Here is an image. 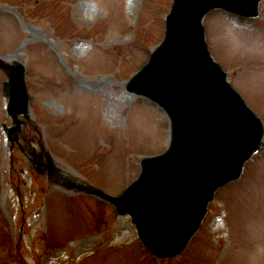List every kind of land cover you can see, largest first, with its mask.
<instances>
[{"label": "rangeland", "instance_id": "1", "mask_svg": "<svg viewBox=\"0 0 264 264\" xmlns=\"http://www.w3.org/2000/svg\"><path fill=\"white\" fill-rule=\"evenodd\" d=\"M172 3L0 0V55L27 66L30 122L42 130L41 144L11 150L0 70V264H264V143L173 258L154 257L131 216L94 191L118 196L169 144L164 111L126 83L163 40ZM204 25L212 55L264 121V1L255 18L216 9Z\"/></svg>", "mask_w": 264, "mask_h": 264}, {"label": "water", "instance_id": "2", "mask_svg": "<svg viewBox=\"0 0 264 264\" xmlns=\"http://www.w3.org/2000/svg\"><path fill=\"white\" fill-rule=\"evenodd\" d=\"M259 1L175 0L164 41L128 85L164 106L172 121L170 148L145 159L140 178L115 200L120 213L133 215L142 240L157 256L183 250L215 189L239 177L259 148L263 124L211 56L202 22L213 7L257 15ZM0 65L8 69V112L18 124L29 99L24 66Z\"/></svg>", "mask_w": 264, "mask_h": 264}, {"label": "bare ground", "instance_id": "3", "mask_svg": "<svg viewBox=\"0 0 264 264\" xmlns=\"http://www.w3.org/2000/svg\"><path fill=\"white\" fill-rule=\"evenodd\" d=\"M93 85H99V82H95V83H93ZM119 97H120V99L122 98V97H124V94H123V91L121 90H119Z\"/></svg>", "mask_w": 264, "mask_h": 264}]
</instances>
